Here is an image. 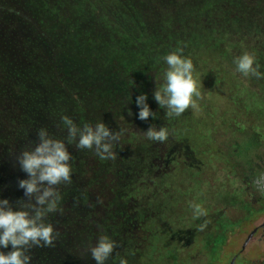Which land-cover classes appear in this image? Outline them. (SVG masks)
<instances>
[{
    "label": "rangeland",
    "instance_id": "obj_1",
    "mask_svg": "<svg viewBox=\"0 0 264 264\" xmlns=\"http://www.w3.org/2000/svg\"><path fill=\"white\" fill-rule=\"evenodd\" d=\"M200 1L187 0V5L192 7L200 5ZM210 1H206L204 8L209 9ZM12 3L18 7L14 8L13 21L17 17L21 24L22 20L24 22L30 20L34 31L37 32V28L41 32L39 37L42 40L36 37L37 43L44 45L46 42L43 40H48L50 48L49 55L42 54L40 57L38 53H32L30 49L33 43L25 35L24 30L20 35H16V38L23 40L27 47H9L5 41L10 37V32L0 25L2 41L0 85L14 90L15 104L19 105L15 112L4 117L5 129L1 131L0 137L4 136L5 139L18 143L13 136L23 132L24 124H29L30 120L37 124H48L49 117L53 118L57 114V109L52 105V94L45 90L48 85L43 76L46 69H52L55 75L53 79L59 86L74 89V99L83 109L88 104L95 108L97 106L94 101L98 103V115L88 112L86 118L91 116L95 123L98 119L110 118L109 113L114 112L112 125L115 127L120 119L130 117L128 111L131 103L130 97L125 94V86H129L131 81L140 82L142 73L154 68L158 61L163 62L162 57L167 53L183 49V54L193 61L200 97L211 98L209 88L202 86L204 75L209 73L208 80L214 85L213 89L215 88L212 101L220 102L216 107L219 109L222 105L225 112L241 113V117L237 118L236 115L235 117L239 128H242V124L244 128L235 130L246 133L252 145L259 144L258 150L253 153L255 164H240L237 172H232V175L223 170L224 168L220 169L219 165L217 167L215 163L208 161L201 163L200 170L204 167L219 170L215 173L211 171L209 175L207 171L206 174L201 171L196 174L189 168L181 170L175 166L168 175L159 176L155 167L149 165V162H154L156 153L152 151L147 155V151L145 162L140 166L136 158L139 148L136 145L132 146L139 139L129 138L132 144L122 156L125 165L130 168L126 179H123L124 176L116 177V188L110 191L109 187H105L106 189L98 194L100 204H93L90 215L82 216V223L86 224L89 219L88 223H91L89 226L80 224L79 228L72 232L62 231L69 233L68 236L65 233L66 238L60 240V243L62 241L66 243L70 255L69 264H76L77 261L78 264H95L90 259L87 248L89 244H95V239L100 233L107 234L119 245L113 253L115 259L110 258L107 264H118L119 257H125L128 264H190V262L197 264L204 251L207 256L205 259H208L206 264H231L232 261V264H264V235L260 230L253 233L254 228L264 222V205H259L257 209H249L243 203L245 208H242L240 205L242 196H239L243 195V199L250 203L251 208L257 205L262 196L254 193L250 180L257 170L264 171V121L259 120H264V99L257 96L256 92V88L264 83L263 81L258 83L252 77L233 75V72L230 73V79L225 82L223 78L228 75L226 72L220 74L211 66L200 65L204 52L210 50L212 56H220L215 58L219 62H222L221 56L227 58L235 55L231 48L225 50L228 47L225 45L228 42L226 36L221 38L213 36V33L224 24L229 23L230 31L236 28L235 35L240 40V43L236 41L235 44H238L236 48L247 49L248 52L252 51L250 47L247 48V42L252 43L256 40L255 42L262 46V41L264 42L262 32L250 33L247 27L243 28L241 25H247L250 21L246 17L228 21L229 13L200 12L199 8L196 19H182L181 9L176 8L174 11L178 14L174 13L175 17L172 19L174 22L169 23L167 10L158 8L157 13H153L156 11L152 7L153 1L147 0H12ZM3 6L0 5V8ZM142 10L143 14H140ZM190 11L195 13L191 9ZM220 30L226 35L230 33L228 29ZM220 44H224L221 48L224 50L216 52ZM45 60L47 62L49 60L50 66ZM69 72L73 77L67 79ZM57 73L61 76H57ZM76 88L78 90H75ZM30 111L34 114H30ZM40 111L46 112L49 117L43 118ZM198 116L191 112L187 119L184 120L182 117L175 123L182 129V124L186 122L188 128L192 127L195 132L199 131L195 136L199 144L201 140H207L211 121H215V124L221 123L219 116L213 118L212 110L205 114L202 122ZM75 122L82 125L84 119L77 114ZM128 134L129 132L122 138L121 144L125 142ZM180 134L189 135L185 132ZM177 135L174 132V136ZM141 142L145 146L146 141ZM1 147L0 145V161L5 164L9 154H5ZM17 150L18 145L15 146V151ZM247 150V146L241 147V156L246 154ZM75 159L73 158V161L76 164ZM97 159L96 157L93 164L95 167L99 160ZM199 160L204 161V158L187 161V164L193 168L195 162ZM180 161L186 164L183 159ZM178 173L177 179L169 176ZM18 179L22 178L17 171L12 176L0 174V189H7V195L2 198L13 203L17 201ZM77 182H82L81 177ZM77 182L72 181L70 185L72 190L78 185ZM89 182L92 183L93 180ZM72 190L67 191V197L73 193ZM127 193L129 195H125ZM21 199H24V196ZM85 200L83 196L68 202L67 211L70 215H77ZM189 201L201 204L207 210V216L194 220L192 210L188 206ZM118 203H129L130 210L126 209L127 212L123 213V209L116 208ZM158 204L162 207L160 208ZM153 206L160 208L155 215L152 213ZM135 211H138L137 219L135 217L133 220L131 215ZM63 216L61 213L52 214L56 229L61 228L60 224L56 225L57 220L59 223L66 220ZM225 217L232 221L239 217L242 219L233 224L227 222ZM205 220L208 221L207 227L204 231H199L197 225ZM239 226L242 228L235 229ZM251 233L252 237L242 251V246ZM56 241L52 251L57 257L61 252L59 247L63 246Z\"/></svg>",
    "mask_w": 264,
    "mask_h": 264
},
{
    "label": "trees",
    "instance_id": "obj_2",
    "mask_svg": "<svg viewBox=\"0 0 264 264\" xmlns=\"http://www.w3.org/2000/svg\"><path fill=\"white\" fill-rule=\"evenodd\" d=\"M147 1H153L152 7L156 9V11L154 10L153 13H157L158 8L163 11L167 10V17H168L169 23L174 22L172 21V19H174L175 17L174 13L178 14V12L174 11L176 10V8L178 9L180 8L182 10L181 11L179 9L180 12H182L180 15L182 19L184 18L185 19H188V18L196 19V12L198 8L200 12L207 11V13H216V14L229 13L228 21H233V19H237V18L241 19V18L246 17L247 20H250L248 22L249 24L247 25L242 24L241 26H243V28L247 27V29L250 30V31L248 30L247 31L250 33H253L254 31L255 33H259L261 31L262 32L261 34H263V38H264V0H211L210 1L211 5L209 9L204 8L207 0H201L200 5H196V6L193 5V7L191 5L190 6L187 5V0H147ZM0 5H4L2 9L0 8V19H2L0 20V25H2L4 28H7L6 30L10 32V37L6 38L5 43L9 47L12 46L13 48H19L21 46H25V44L23 43V40H20V39L18 40L16 38V35H20L21 32L24 30L25 35L33 43L30 51L32 53L34 52L38 53L37 55H39L40 57L42 54L49 55L48 50L50 48L49 47L50 43L48 42V40H43L44 42H46V44L44 45L37 43L36 37L42 40V38L39 37V34H41V32L37 28H36L37 32L34 31V29L32 28V22L30 20H28L27 22H24L22 20L23 23L21 24L19 23V20H18L19 17H17L15 21H13V17H15L13 16L15 14L14 8H18L16 7L17 5L14 6V4L12 3V0H0ZM10 5H12V7ZM190 9L193 10L195 13L190 11ZM141 12L140 14H143V10ZM200 12L199 14L201 15ZM24 19L27 20V18H24ZM4 21H6L5 24H4ZM228 24H224L222 27H219V29L216 30L215 33H213V36H216L218 38L226 36L228 38L227 39L228 42L225 45H227L228 47L225 50H229L231 48V51L235 55L227 57V58L221 56L222 62H219L215 58H220V56L219 55L212 56V50H210V51L204 52L203 54L204 57L200 59V65L211 66V68L218 71L220 74L223 72H226L228 75L225 78H223L225 82L228 79H230L231 72H233V75L235 74L238 75V73L234 72V65L232 64L233 57L238 56L242 52L247 50V49L243 50L242 48L241 49L236 48V46L238 45V44H235L236 41L240 43V40L235 35V33H237V30L236 28H234L233 31H230L229 30L230 27L228 26ZM26 25H29V26H26ZM218 25H222V24L218 23ZM222 28H224L225 30L228 29L230 33L226 35L223 30H220ZM255 41H252V43L247 42L246 45H247V48L250 47V51L257 53V54L256 53L254 54L256 56L257 62L261 65L260 71L264 72V56H263L264 42L262 41V46H260V44H258V42H255ZM34 44L36 46H34ZM1 45H2V41L0 40V48H1ZM222 46H224V44H220L219 48H217L218 51L216 52H220L224 50V49H221ZM1 53H2V49H0V55ZM37 55H34V56H37ZM45 61L47 62V60ZM47 64L50 66L49 60ZM165 68H166V65L163 62L158 61L154 68L152 67V69L142 73L140 82L131 81L129 86H125V90H124L125 94L131 97V100H132L130 110L132 111L133 115L131 117H129L128 119H125V117L120 119L118 122H116L115 127H113L114 125H112V122H113L112 119L115 115L114 112L109 113L111 115H110V118L108 119H98L97 120V121L102 120L111 130H118L119 128L123 127L128 130L127 132H129V134L125 138L126 140L124 139L125 142L122 144L120 143V146L117 149V158L115 160L100 161L97 159L98 161L96 162V167H95L93 164L96 161V156L93 154V152L88 151V150H77L74 146L69 147V151L72 153V157L76 158L75 159L76 164L73 161V158L71 160V164L73 168L72 181L75 180L77 182L78 179L81 177L82 182L81 183L77 182L78 185H76V187L73 190L70 186L71 184L59 186V191L61 192L64 198L62 199V202H61V207L63 209L61 214L64 215L63 217L66 219L64 223H59V220H57L58 223H56V225L60 224L61 228L56 229L57 227L53 223L54 220L52 219V215L48 217V220L54 225L56 231L59 233L56 243H59L60 245H62L64 250L60 246L59 249L61 250V252L56 257V255H54V251H52L53 250L52 247L33 248L31 250L32 264H69L70 255H69V251L67 250L66 243L64 241L60 243V240H63V238L64 239L66 238L64 236L66 232H62V231L66 230V231L72 232L76 228H79L80 224L89 226L91 224V223L90 224L88 223L89 219L87 220L86 224L82 223L83 222L82 216L90 215V212L92 211L91 206H93V204H97V205L100 204V201H98L99 195H100L99 193L102 190L106 189L105 187H109L110 191L116 188L117 187L115 183L116 177L124 176L123 179H126L125 176L129 172L130 168H128L125 165L124 160L122 159V156L123 154H125L129 146H131L130 144H132L130 142V139L132 140L139 139L132 146L136 145L139 148L137 151L139 153L136 156V158L139 162L137 164H140L141 166L142 163L145 162V159H146L145 153L147 151H148L147 155H149V152L150 153L152 151L156 152V150H158V148L156 147L157 145H166L167 142L165 144H158V143L153 144L152 142L146 141L145 146H144L141 142V140L143 139L137 138L138 132L147 130V128L152 124L156 125L157 127L162 126V125L167 126L172 135L174 134V132L178 133L179 130H181V128H178L179 127L178 124L173 121V118L169 119L164 115V110L160 109L157 103L152 98V93L155 90V87L159 86V84L162 82L161 77H162V74ZM56 75L61 76V75H58V73ZM43 76L46 78L47 84H48L47 87H45V90H47V92L50 93V95L52 94V98H53L52 105L55 106V108L57 109L56 111L57 114L53 118H51L47 116L46 112L40 111L43 118L49 117L50 122L48 124H37L34 121L30 120L29 124H24L23 132L21 134L17 133L13 136V138L16 139L18 143H13L9 139H5L4 136L0 137V140L2 141V143H0V145L2 146L1 149H3L5 154H9L7 163L3 164L2 161H0V174L4 173L7 176H12L15 174V171H17L19 173V176L22 179L27 178L26 174H24L19 169L18 165L15 163V154H18L21 150L27 147H31L32 143L36 142V132L39 128H42V127L47 128L49 133L52 134L54 137L63 139V137L66 135V132L63 130V127L60 123V117L62 115H67L71 117L74 121H77V114H80L83 117L84 122H93L92 121L93 118L91 116L86 118L87 117L86 113L89 112V114L93 113V114L98 115V112H99L98 103H96L93 100L97 107L93 108L90 104H88V106H86L87 108L85 107L83 109L82 105L79 104L74 99V94H73V92H75L74 89L64 88L63 86H59L58 82L53 79L55 75L52 73L51 68L46 69ZM69 77L70 78L73 77V74L71 72H69L68 77L66 78L68 79ZM253 79H255L256 82L258 83H260L261 81H263L264 83V79H256V78H253ZM52 82L54 83L53 87H52ZM0 87H1L0 88V133H1V131H4L5 129L4 127L5 124L3 122L4 117H8V115L12 114L13 111L15 112L16 109L19 108V105L15 104L16 102L14 99L13 89H8L6 86H1V85ZM75 90H78V88H76ZM256 92H258L257 96H259L261 99H264V85L263 84L259 88H256ZM141 93L147 94L148 96L147 103L149 104L150 109L156 113L155 120H153L151 117H149L147 121H140L136 119L135 114L137 113L138 109L136 108V105H135V98L137 95ZM32 97L34 98V96ZM195 110L197 111L198 108L190 107L184 113L186 114H188V112L193 113V111ZM240 110L241 109L239 108V111ZM17 113H18V110H17ZM30 114L33 115L34 112L30 111ZM259 120L262 122L264 121L261 119ZM182 125L184 126V124ZM16 145L19 146V150L17 151H15ZM166 146H170V145L168 144ZM79 167L81 169H79ZM175 171L173 173H175ZM169 176H172V178L177 179L179 177V173L171 174ZM91 180H93L92 183L89 182ZM73 185H74V182H73ZM128 186L129 184L126 185V187ZM69 189H71L73 193L68 194V197H67V191ZM6 190L7 189L5 188L0 189V198L7 195ZM18 190L19 192H18L17 200H20L21 198H23V190L21 189H18ZM8 192L14 193L15 191H12V192L8 191ZM125 195H129V193ZM11 196H15V195L11 194ZM83 196H85L86 202L83 203L82 206L80 207L79 213L75 216L70 215V213L67 211V208L69 205L68 202H71L72 200L77 199L78 197L82 198ZM160 201H161V198H160ZM158 205H160V208L162 207L161 204H158ZM116 208L123 209L122 210L123 213L127 212L126 209L130 210L129 203L128 204L118 203L116 205ZM160 208L153 206L152 213L154 215L157 214ZM85 211H86V214H85ZM126 218L128 220V217ZM66 235L68 236L69 233H66ZM76 264H78V261L76 262Z\"/></svg>",
    "mask_w": 264,
    "mask_h": 264
},
{
    "label": "clouds",
    "instance_id": "obj_3",
    "mask_svg": "<svg viewBox=\"0 0 264 264\" xmlns=\"http://www.w3.org/2000/svg\"><path fill=\"white\" fill-rule=\"evenodd\" d=\"M162 60L166 68L152 98L164 110V115L172 119L180 117L190 107L196 108L200 91L193 61L183 54V49L167 53ZM232 64L234 72L242 77L264 79L254 53L244 51L233 57ZM147 100L145 93L135 98L138 109L135 115L140 121H147L149 117L156 119V113L150 109ZM132 115L129 110L128 116ZM60 123L66 132L63 139L54 137L42 127L36 132V142L15 154V163L27 177L17 181L25 199L13 203L0 198V264H32L33 248L54 247L59 233L48 217L62 213L63 197L59 186L72 183L73 157L69 147L91 151L100 161L115 160L120 142L128 131L123 127L111 130L102 120L80 125L67 115L60 117ZM137 136L153 144H165L170 130L164 125L157 127L152 124ZM250 184L254 193L264 196V171L257 170ZM188 206L194 220L207 216V210L201 204L190 201ZM207 223L205 220L197 225V229L204 231ZM118 247L114 239L100 233L95 244L88 245L87 252L95 264H107L110 258L115 259L113 253ZM118 264H128V261L119 257Z\"/></svg>",
    "mask_w": 264,
    "mask_h": 264
},
{
    "label": "flooded vegetation",
    "instance_id": "obj_4",
    "mask_svg": "<svg viewBox=\"0 0 264 264\" xmlns=\"http://www.w3.org/2000/svg\"><path fill=\"white\" fill-rule=\"evenodd\" d=\"M208 74L209 73H206L204 75L202 79V86L209 88V94L211 95V98L208 99L204 97H199L198 100L196 101L198 110L193 111V113L199 115L198 116L199 120L202 122V120L205 118V114L208 111L212 110L214 111L213 118H215L216 115L219 116L221 124H215V121L214 122L211 121L210 131L208 137L206 138L207 140L206 141L201 140L202 142H199V144L195 139V136L199 131L195 132L192 127L188 128L186 122L184 123L183 128L179 130L178 133H176L178 134L177 136H174V134L172 135L170 133L169 139L167 141V143L170 146H166L168 145L167 143L166 145H157L156 147L158 148V150H156L155 152L156 157L154 159V162L153 163L149 162L150 166L155 167V169L159 173V176L168 175V172H170V170L171 171L174 170L175 166H177V168H180L181 170L189 168L193 171V173L196 172V174H198L200 171L204 172L205 174L207 171L208 175L210 174L211 171L214 173L217 172V170H219L218 168L211 169L210 167H204L203 170H200L201 163L204 164V162H208V161L215 163V166L219 165L220 169L224 168L223 170H227V172L231 175L232 172L233 173L237 172L240 164L241 165H244L245 163L255 164L253 160L254 158L253 153H256V149L258 150L257 146L259 144L257 143V146L252 145L248 141L246 133H244L243 131L238 132L235 130L236 128L238 130L244 128L243 124L241 126L242 128H239L235 117V115L237 116V118L241 117L240 115L241 113L236 112L237 114L240 115L238 116L233 112L231 113L225 112L222 105L219 107V109L216 107L217 104L220 105V102H218V100H216L215 103L212 101V96H215V88L213 89L214 85L210 84L211 82H209L208 80L209 79ZM189 114H190L189 112L188 114L184 113L180 117L173 118V121L176 122L177 120H180L182 117L185 120L187 119ZM182 132L189 133V135L183 136L182 134H180ZM246 146L248 147L247 153L241 156L240 154L241 147L246 148ZM249 147L252 148L249 149ZM198 158H204V161L199 160L197 163L195 162V166L193 168H190L187 164V161L190 162L193 159H196L197 161ZM181 159H183L186 162V164L184 162H181L180 161ZM165 170L166 172H164ZM198 183L199 182H197V184ZM239 196H242V198L240 199L241 200L240 205L242 206V208H245L243 206V203H245V206H247L249 209H257L259 205H264V201H263L264 196H261L260 201L257 203L255 207L252 208L250 207V203H246V201L243 199V195H239ZM137 212L138 211L132 213L131 219L132 218L133 220L135 219V217L137 216ZM240 219L242 218L239 217L237 218V220L232 221V219H230L229 217H225V220L230 223H236ZM138 227H140V224H138ZM240 228H242V226H239L235 229H240ZM257 230H260L264 235V222L259 227L254 228L253 233L256 232ZM201 254L202 256H200L199 259L197 260V264L198 263L206 264L208 261V259H205L207 258L206 252L204 251V253Z\"/></svg>",
    "mask_w": 264,
    "mask_h": 264
},
{
    "label": "water",
    "instance_id": "obj_5",
    "mask_svg": "<svg viewBox=\"0 0 264 264\" xmlns=\"http://www.w3.org/2000/svg\"><path fill=\"white\" fill-rule=\"evenodd\" d=\"M252 234H253V233H251V235L247 238V240L245 241L244 245L242 246V251L245 249V247H246L248 241H249L250 238L252 237ZM232 262H233V261H232ZM232 262H231V264H232Z\"/></svg>",
    "mask_w": 264,
    "mask_h": 264
}]
</instances>
